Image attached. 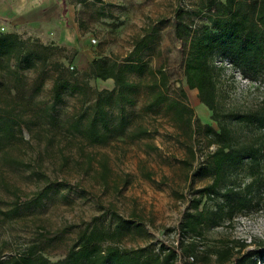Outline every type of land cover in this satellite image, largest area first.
<instances>
[{
  "label": "rangeland",
  "instance_id": "rangeland-1",
  "mask_svg": "<svg viewBox=\"0 0 264 264\" xmlns=\"http://www.w3.org/2000/svg\"><path fill=\"white\" fill-rule=\"evenodd\" d=\"M6 1V0H5ZM4 0H0V3ZM41 8L42 19L24 20L22 16ZM204 0H7L0 6V31L16 30L54 42L74 54L69 68L83 70L94 57H109L119 62L130 57L134 42L146 34L153 41L141 52L143 62L160 68L167 76V95L180 98L192 108V136L173 119L164 104L148 108L145 84L148 76L129 78L139 85L136 102L126 105L129 124L122 135H113L104 143H90L67 126L75 115L76 96L64 95L58 105L55 122L48 124L37 115L40 106L50 98L51 72L41 90L32 93L31 70L22 71L19 94L27 104L14 124V134L0 143V257L5 258L35 244L51 260L78 242L79 233L92 223H113L106 209L123 217L139 220V230L131 229L116 243L120 248L144 247L162 251V246L196 242L191 264H217L213 249L229 243L233 250L244 243L243 250L260 252L257 264L264 262V207L235 215L231 223L208 228L200 236L181 234L177 226L196 190L211 180L208 155L214 144L208 142L203 123L216 126L211 111L198 99L197 90L188 88L182 72L179 42L173 33L178 10L192 27L207 23ZM36 8V7H35ZM6 10V13L4 12ZM216 89L220 107L238 112L259 108L261 89L245 88L238 73L225 56L216 57ZM99 89L113 87L111 79H91ZM12 78L0 70V97L7 96L5 87ZM117 113L116 108L112 110ZM26 120L25 121H23ZM144 125L149 134L132 138L130 130ZM235 126L239 141L252 143L259 149L260 171L264 178V129L255 122ZM190 149L194 152L191 157ZM107 165L105 178L102 163ZM248 177L241 175L242 182ZM50 186L40 202L27 201ZM208 201L203 197L200 205ZM264 206V205H262ZM107 241L102 242L105 246Z\"/></svg>",
  "mask_w": 264,
  "mask_h": 264
},
{
  "label": "trees",
  "instance_id": "trees-1",
  "mask_svg": "<svg viewBox=\"0 0 264 264\" xmlns=\"http://www.w3.org/2000/svg\"><path fill=\"white\" fill-rule=\"evenodd\" d=\"M204 1L207 23L193 28L184 19L185 12L178 10L173 25L186 86L197 90L199 101L211 111V118L216 122V126L198 123L208 142L215 146L206 166L211 180L196 190L177 226L179 233L193 237L224 222L231 223L240 212L264 207L259 149L252 143L239 141L234 126L255 122L264 129V97L259 101V108L250 112L220 107L213 61L225 56L231 67L237 68L243 76L264 81V0ZM153 39V34L137 38L130 57L123 62L94 57L85 69L77 70L69 68L74 54L69 56L65 47L37 36H23L16 30L0 31V70H5L12 78V86L5 87L8 95L0 97V143L14 134V124L18 125L17 119L25 111L27 102L19 94L24 70L34 72L30 84L32 93L41 90L51 72V100L38 108V117L53 124L64 95L73 94L77 105L67 126L90 143H104L113 135L125 133L129 124L125 107L136 102L135 93L139 89L138 83L129 78L131 74L151 78L145 84L149 95L147 107L164 104L166 110L172 112L173 119L192 136L195 131L193 111L184 102L185 89L179 88L180 98H170L166 93V74L142 61L141 52ZM91 79H111L113 87L99 89L91 85ZM113 108L117 111L115 115ZM129 134L139 138L149 134V130L138 124ZM189 151L193 158V150ZM106 173L107 165L103 162L101 176L105 178ZM241 175L247 176L248 181L243 183ZM49 190V185L44 186L27 205L40 202ZM203 197L208 203L200 205ZM106 211L113 223L87 225L79 233L77 244L56 260H51L32 244L22 252L0 257V264H191L189 257L194 258L196 242L194 239L184 242L181 236L175 244H164L162 251H147L144 247L120 248L116 243L121 236L131 229L139 230L142 224L111 208ZM105 241L108 244L102 246ZM239 245L237 250L229 243L213 249L214 261L217 264H257L260 252L255 248L243 250L245 244ZM258 246H264V240Z\"/></svg>",
  "mask_w": 264,
  "mask_h": 264
},
{
  "label": "built area",
  "instance_id": "built-area-1",
  "mask_svg": "<svg viewBox=\"0 0 264 264\" xmlns=\"http://www.w3.org/2000/svg\"><path fill=\"white\" fill-rule=\"evenodd\" d=\"M229 66L230 63H229ZM234 71L238 73V79L240 80V83L242 84L243 87L245 88H251V89H261L262 94H264V81H262L259 78H248L243 76L240 71L237 68H234ZM264 96H260V99H262Z\"/></svg>",
  "mask_w": 264,
  "mask_h": 264
},
{
  "label": "crops",
  "instance_id": "crops-1",
  "mask_svg": "<svg viewBox=\"0 0 264 264\" xmlns=\"http://www.w3.org/2000/svg\"><path fill=\"white\" fill-rule=\"evenodd\" d=\"M7 1V0H6ZM5 0H4V2H2V3H0V6H1V8H3V10H4V8H5V2H6ZM40 3L38 2L36 5H33L34 6V9L33 10H30L29 11V14H26L27 16H25V14L22 16V18L24 19V20H28V19H34V18H37V19H42V16H41V12H42V10H41V8H37L38 6L37 5H39ZM36 7V8H35ZM5 13H6V10L4 11Z\"/></svg>",
  "mask_w": 264,
  "mask_h": 264
}]
</instances>
